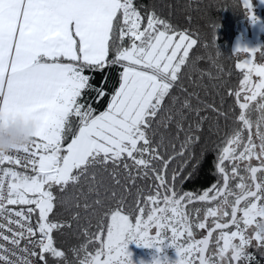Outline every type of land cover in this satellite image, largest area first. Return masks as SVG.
I'll use <instances>...</instances> for the list:
<instances>
[{
	"label": "snow or ice",
	"instance_id": "1",
	"mask_svg": "<svg viewBox=\"0 0 264 264\" xmlns=\"http://www.w3.org/2000/svg\"><path fill=\"white\" fill-rule=\"evenodd\" d=\"M243 7L254 18L251 0ZM198 43L151 3L0 0V120L19 116L36 129L31 142L0 153V264H69L54 243V230L72 228L52 220L58 206L77 223L82 210L89 228L97 229H82L85 242L72 250L84 253L79 264H132L129 242L159 251L165 240L175 248L173 264H258L248 249L264 253V233L255 226L264 215V63L254 59L258 52L264 59V48L234 49L250 57L235 65L243 73L239 88L227 91L239 108L238 126L217 150L218 180L193 193L177 185L200 163L194 147L206 124L218 130L229 117L223 98L217 106L195 90L207 88L198 80L212 79L211 73L197 75L193 62L185 77ZM110 67L121 69L111 93L106 74L99 86L92 83ZM88 91L97 104L108 97L103 111L84 98ZM250 110L259 114L255 120ZM178 158L182 166L169 171ZM137 180L151 181L147 191ZM198 203L206 207H194ZM194 228L206 235L196 239ZM89 244L98 245L94 253Z\"/></svg>",
	"mask_w": 264,
	"mask_h": 264
},
{
	"label": "trees",
	"instance_id": "2",
	"mask_svg": "<svg viewBox=\"0 0 264 264\" xmlns=\"http://www.w3.org/2000/svg\"><path fill=\"white\" fill-rule=\"evenodd\" d=\"M136 2L138 4H154L160 15L170 20L179 29H187L193 34L194 38L198 39V45L190 53L191 58L188 67L185 69V77L192 73L193 62H195L198 70L197 75H199V72L211 73L212 79L208 75H204L202 80H198V83L206 85L207 88L201 87L195 90L200 92L202 99L207 100L209 103L215 102L217 106L221 104L223 98V110L229 112L227 120L220 119L218 130L213 126L212 130L209 131V125L204 126V131L201 133L202 138L194 147V153L200 163L189 180L177 185L178 191L190 190L199 193L218 180V174L213 167L217 150L224 145V141L231 130L238 126L234 123V120L239 114V108L235 105V98L228 96L227 91L228 89L236 90L241 75L240 70L235 67L238 56L233 50V41L243 23L246 9L243 7L242 0H136ZM189 16L191 17L190 22L187 19ZM216 25L218 26L215 27ZM125 43L127 44V41ZM196 57L201 59H196ZM221 68L223 69L222 72L220 71ZM120 71L119 67H110L105 69L104 73H95L96 76H94L92 83L99 86L100 80L106 74L108 80L105 88L111 93L119 83ZM216 77H219V79H216ZM183 82L188 84L187 79H184ZM213 85H216V87H213ZM189 87L191 88V85ZM205 92H207V95ZM94 96V92L88 91L85 92L84 98L92 102V106L98 113L106 107L108 97L97 104L94 101ZM84 98H82V102ZM230 109L231 111H229ZM249 114L253 120L259 115L251 110ZM214 119L215 114L209 113V124H212ZM72 124L74 133L78 124L74 117ZM73 133L66 134L65 142L70 140ZM175 143L179 148L180 141L177 140ZM169 151H171V148H169ZM128 163L131 164L132 162L128 161ZM193 163H196V161H193ZM178 165L182 166V161L179 158L174 161L169 171ZM18 170L22 169L18 168ZM189 171H192V169L189 168ZM242 174L244 173L242 172ZM185 175H187V172ZM105 176L107 177L106 173ZM120 179L123 183L125 179L123 169L120 170ZM107 182L110 183V181ZM137 183L143 185L147 191V185L151 181L137 180ZM68 192L76 195L77 189L70 186ZM134 196L135 190L133 189V196L129 197V203L132 202ZM261 203H264V201H261ZM73 211H77V209H73ZM79 211L81 219L78 223L71 221V213L61 206L56 208L51 217L53 221L72 224V228H65L63 231L54 230L53 233L55 246L65 251L69 264H79V259L84 255L81 252L77 256L72 251L85 242L82 229H88L90 232L97 231L95 227L89 228L84 219L85 213L82 210ZM95 222V219H93V225ZM254 244L255 242H253ZM97 247V244H89L87 251L94 253ZM248 251L254 254L258 264H264V253L261 250L252 246L249 247Z\"/></svg>",
	"mask_w": 264,
	"mask_h": 264
},
{
	"label": "flooded vegetation",
	"instance_id": "3",
	"mask_svg": "<svg viewBox=\"0 0 264 264\" xmlns=\"http://www.w3.org/2000/svg\"><path fill=\"white\" fill-rule=\"evenodd\" d=\"M251 2L255 3L254 0H251ZM260 10L264 14V7H261ZM245 18H246V11H245V16H244L243 23H242L238 33L235 35V38H234L233 50L237 47V45H240V46L244 45V42H242V40H240V42L238 44H236V40H237V37H239V35L241 34V31L243 30V26L245 24H247V22H245ZM246 47H248V46H246ZM254 47H255V45L253 43L249 46V48H254ZM235 52H236V54L238 56L237 63L248 55V54H245L243 52H237V51H235ZM260 56H261V54H260V52H258L255 55L254 59L258 61L259 60L258 58ZM240 73H241V75H240V78L238 80V84H237L236 90L239 88V81L243 78V73H242L241 70H240ZM254 79H255V77H254ZM257 163L258 162L253 161V165L254 166ZM258 175H260V174H258ZM236 182H238V181H233L232 184L233 183L235 184ZM234 184H233V186H234ZM206 189H204V190H206ZM203 191H201L199 193H202ZM190 192H193V191H190ZM193 193H195V192H193ZM244 206H245L244 204L241 205V207H244ZM194 207H200L201 209H204L206 207V205L203 204V203H198V204L194 205ZM229 211H230V209H229ZM200 217H201V219L203 218V211L200 213ZM208 223H211V221H209ZM193 230H194L196 239L202 238L204 235H206V231H207L206 229L205 230H198V229H195V228ZM231 230H235V229L234 228H230L229 231H231ZM153 234H154V230H153ZM215 235L216 234L214 233V237H215ZM214 237H213V239H214ZM167 243L168 242L165 240L160 245V250L159 251H157L156 247H145L143 245H139L137 247V250H140V251L136 254V258H132L131 259L132 260V264H141V262H143V264H153L154 260L157 259V258L161 261V264H163L165 257L168 260V264H173V262L176 261L178 259V257L176 255L175 248L172 247V246H166ZM213 247H214V245H213Z\"/></svg>",
	"mask_w": 264,
	"mask_h": 264
},
{
	"label": "clouds",
	"instance_id": "4",
	"mask_svg": "<svg viewBox=\"0 0 264 264\" xmlns=\"http://www.w3.org/2000/svg\"><path fill=\"white\" fill-rule=\"evenodd\" d=\"M35 130L33 122L19 116L0 120V153L14 151L28 144L34 138ZM261 210L264 211V205ZM255 226L258 232L264 233V215L260 216Z\"/></svg>",
	"mask_w": 264,
	"mask_h": 264
},
{
	"label": "rangeland",
	"instance_id": "5",
	"mask_svg": "<svg viewBox=\"0 0 264 264\" xmlns=\"http://www.w3.org/2000/svg\"><path fill=\"white\" fill-rule=\"evenodd\" d=\"M254 1L255 3L251 2V11L254 18L250 17L246 11L245 22H247V24L243 26L241 34L239 35V37H237L236 44H238L240 40H242V42H244L243 46L249 47L253 43L255 47L259 46L261 48H264V14L260 10L261 7H264V0ZM249 58L250 57L247 55L239 62H243L244 60ZM258 59V61H255L258 63H264V59H262V56H260ZM254 231V228H249L246 232V235L252 236L254 234ZM137 247L138 245L135 242L128 243V251L131 253V259L136 258V254L140 251L137 250Z\"/></svg>",
	"mask_w": 264,
	"mask_h": 264
},
{
	"label": "crops",
	"instance_id": "6",
	"mask_svg": "<svg viewBox=\"0 0 264 264\" xmlns=\"http://www.w3.org/2000/svg\"><path fill=\"white\" fill-rule=\"evenodd\" d=\"M86 74H89V73H86ZM94 76H96V75L94 74ZM70 139H71V138H70ZM69 141H70V140H69ZM69 141H68V142H69Z\"/></svg>",
	"mask_w": 264,
	"mask_h": 264
},
{
	"label": "built area",
	"instance_id": "7",
	"mask_svg": "<svg viewBox=\"0 0 264 264\" xmlns=\"http://www.w3.org/2000/svg\"><path fill=\"white\" fill-rule=\"evenodd\" d=\"M5 166H8V165H5Z\"/></svg>",
	"mask_w": 264,
	"mask_h": 264
}]
</instances>
